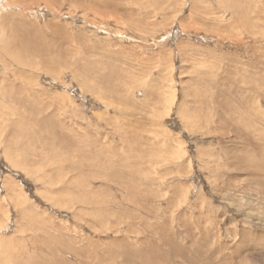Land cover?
Returning <instances> with one entry per match:
<instances>
[{"label": "rangeland", "instance_id": "374dc122", "mask_svg": "<svg viewBox=\"0 0 264 264\" xmlns=\"http://www.w3.org/2000/svg\"><path fill=\"white\" fill-rule=\"evenodd\" d=\"M56 1L0 0V264H264V0Z\"/></svg>", "mask_w": 264, "mask_h": 264}, {"label": "bare ground", "instance_id": "6f19581e", "mask_svg": "<svg viewBox=\"0 0 264 264\" xmlns=\"http://www.w3.org/2000/svg\"><path fill=\"white\" fill-rule=\"evenodd\" d=\"M31 1H33V0H31ZM55 1V0H54ZM61 1V2H60ZM29 2V1H28ZM52 2V1H51ZM57 2H59V3H63L62 2V0H57L56 2H55V4H59V3H57ZM73 2V1H72ZM92 2V1H91ZM54 3V2H53ZM80 3V2H79ZM112 3V2H111ZM23 4V3H22ZM33 4V3H32ZM20 5V4H19ZM31 5V4H30ZM36 5V4H35ZM29 7V6H28ZM46 7V6H45ZM33 8H35V7H33ZM39 8V7H38ZM42 8V7H41ZM76 8V7H75ZM6 9V8H5ZM37 9V8H36ZM3 11H4V9H2ZM46 10V9H45ZM56 10H58V9H56ZM79 10V9H78ZM82 10V9H81ZM8 11V10H7ZM13 11V10H12ZM28 11V10H27ZM15 12V11H14ZM94 12V11H93ZM23 13V12H22ZM78 13V12H77ZM98 13V12H97ZM24 15H26V13L24 14ZM57 15V14H56ZM70 16V15H69ZM2 24V23H1ZM18 25H19V23H18ZM47 25V24H46ZM32 26V23L30 22L28 25H27V28H30ZM33 27V26H32ZM45 27V26H44ZM54 28H58V26L56 25V26H54ZM11 29V28H10ZM9 29V30H10ZM12 30V29H11ZM19 30V29H18ZM19 31H21V30H19ZM23 31V30H22ZM41 31H43V29L40 27L39 29H37L36 30V32H41ZM25 32V31H24ZM57 32V31H56ZM43 33V32H42ZM12 35V34H11ZM25 35V34H24ZM23 35V36H24ZM27 36V35H26ZM25 36V37H26ZM56 37V36H55ZM79 37L81 38V35L79 34ZM12 38H13V36H12ZM18 39V38H17ZM69 39H70V41L72 40V37H71V35L69 34ZM14 40H15V38H14ZM15 42H16V40H15ZM24 46V45H23ZM56 46V45H55ZM37 51H38V49H36ZM32 54V53H31ZM43 54H45V53H43ZM4 64V63H3ZM40 64V63H39ZM37 70V69H36ZM21 86V85H20ZM3 94V93H2ZM236 156V155H235ZM240 162V161H239ZM236 163V162H235ZM238 166H240V164H238ZM236 249V248H235ZM242 258V257H241Z\"/></svg>", "mask_w": 264, "mask_h": 264}]
</instances>
